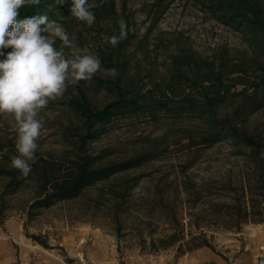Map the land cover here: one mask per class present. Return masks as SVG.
<instances>
[{
	"label": "rangeland",
	"instance_id": "374dc122",
	"mask_svg": "<svg viewBox=\"0 0 264 264\" xmlns=\"http://www.w3.org/2000/svg\"><path fill=\"white\" fill-rule=\"evenodd\" d=\"M115 2L121 16L126 15L130 20L128 77H135L142 89L151 86L149 75L154 80L167 82L170 57L179 49L197 51L202 57L217 55L222 50L234 61L249 49L246 35L215 20L198 0ZM62 27L73 43L87 47L98 57L110 45L109 23L103 22L81 34L78 32L82 29L77 26ZM9 51L10 48L5 50ZM98 78H106L103 71L84 81L83 87L92 103L102 106L112 100L113 95L98 86ZM75 91V85H69L59 99ZM234 101L232 99L221 111H229ZM40 116L44 120L37 141L40 153L56 155L63 148L61 129L70 120L75 122V118L48 107ZM243 127L262 143L258 164L249 156L248 148L231 140L197 146L189 151L174 144L173 140L183 129L201 128L195 118L159 113L155 118L140 114L112 120L106 132L90 144L93 150L111 149L108 160L131 155L153 138L166 135L165 143H169L165 148V144L162 146L164 152L160 158L125 173L142 176L129 193L126 210L115 216L116 200L104 195L97 201L98 193L92 188L77 198L57 202L26 221L23 207L29 203L31 191L23 188L9 200L10 208L2 214L0 264H49L52 260L75 264V255L80 249L89 261L87 253L92 242L89 229L98 230L111 240L120 264H154L155 257L174 250L178 252L180 244L155 253L149 251L153 248L151 237H162L173 230L183 231V241L190 236L203 239L226 255L232 254L231 260L238 254L250 253L264 237V222L247 221L232 226L224 220L226 215L221 204L241 198L242 189L249 185L259 186L260 181L264 185V108L250 114ZM0 138L16 141L17 133L10 118L0 116ZM118 177L98 182L96 186L114 184L119 189ZM2 183L0 180V191ZM24 221L27 222L25 229ZM26 233L40 235L49 247H43ZM259 253L258 259L264 256L263 246ZM257 258H253L256 264Z\"/></svg>",
	"mask_w": 264,
	"mask_h": 264
},
{
	"label": "trees",
	"instance_id": "16d2710c",
	"mask_svg": "<svg viewBox=\"0 0 264 264\" xmlns=\"http://www.w3.org/2000/svg\"><path fill=\"white\" fill-rule=\"evenodd\" d=\"M198 1L215 20L246 35L248 51L234 61L227 58L222 50L217 55L202 57L197 51L179 49L170 57L167 82L154 80L149 75L151 86L146 89L138 86L135 77H128L132 38L130 20L118 12L115 0H89V4L97 5L91 9L96 17L91 27L72 16L71 0H64L63 4L62 0H40L37 5H25L18 10V20L47 15L66 28H81L79 34L104 22L111 25L108 40L114 35L119 36L122 30L126 31L127 37L116 46L110 44L99 54L103 69L115 68L119 73L115 78L96 79L100 88L113 95L112 100L102 106L94 105L82 80L75 85L76 91L69 97L49 102L48 108L75 118V122L70 120L61 129L63 148L59 153L44 155L38 148L35 160L30 162L31 173L22 177L19 170L11 167V156L17 154L16 141L0 138V180L3 181L0 222L2 214L10 208L9 200L23 188L31 191L30 201L23 207L26 221L43 209L84 195L85 190L92 188L98 193L97 201L104 195L116 200L115 216L123 213L128 207L130 191L142 178L141 175L125 173L160 158L164 152L162 146L169 145L165 143L166 135L153 138L137 152L115 160H108L112 151L107 147L93 150L90 144L106 132L109 122L125 115L146 114L155 118L157 114L164 113L195 118L200 121L201 128L183 129L182 134L173 140L174 144L189 151L197 146L206 147L231 140L248 148L253 162L259 163L262 143L243 127V123L250 114L264 108V0ZM232 99L235 101L230 110L221 111ZM115 176H119V189L114 184L96 186L98 182L110 181ZM241 195V198L221 204L226 215L224 220L232 226L247 221L264 222L262 181L259 186L245 187ZM26 221L23 222L24 229ZM26 236L43 247H49L40 235L26 233ZM183 238L182 230H173L158 238L151 237L153 248L149 251L155 253L181 244Z\"/></svg>",
	"mask_w": 264,
	"mask_h": 264
},
{
	"label": "clouds",
	"instance_id": "9594fccd",
	"mask_svg": "<svg viewBox=\"0 0 264 264\" xmlns=\"http://www.w3.org/2000/svg\"><path fill=\"white\" fill-rule=\"evenodd\" d=\"M39 3L0 0V116L10 118L17 133V154L11 156V167L22 177L32 171L30 162L35 160L44 127L40 113L49 102L62 98L69 85L89 81L97 72L113 78L119 74L115 68L102 70L99 57L73 43L66 30L47 15L17 19L21 7ZM71 3L72 16L91 27L96 20L91 9L97 5L89 0ZM126 37L122 30L119 36L110 37L109 43L116 46ZM9 48L11 51L5 52Z\"/></svg>",
	"mask_w": 264,
	"mask_h": 264
},
{
	"label": "crops",
	"instance_id": "0c3cea01",
	"mask_svg": "<svg viewBox=\"0 0 264 264\" xmlns=\"http://www.w3.org/2000/svg\"><path fill=\"white\" fill-rule=\"evenodd\" d=\"M89 230L92 234V242L87 253L90 264H120L116 258L115 249L112 248L111 240L98 230ZM262 246L264 247V237L259 239L250 253L238 254L231 260L232 254L226 255L216 247L207 245L203 239L190 236L178 246V252L174 250L163 253L154 258V264H256L253 258H257ZM49 264L61 263L58 260H52Z\"/></svg>",
	"mask_w": 264,
	"mask_h": 264
},
{
	"label": "built area",
	"instance_id": "2783aa9c",
	"mask_svg": "<svg viewBox=\"0 0 264 264\" xmlns=\"http://www.w3.org/2000/svg\"><path fill=\"white\" fill-rule=\"evenodd\" d=\"M76 263L75 264H90L89 261L87 260L86 256H85V252L83 251V249H80L76 255Z\"/></svg>",
	"mask_w": 264,
	"mask_h": 264
},
{
	"label": "water",
	"instance_id": "95a60500",
	"mask_svg": "<svg viewBox=\"0 0 264 264\" xmlns=\"http://www.w3.org/2000/svg\"><path fill=\"white\" fill-rule=\"evenodd\" d=\"M257 264H264V256L259 258L258 263Z\"/></svg>",
	"mask_w": 264,
	"mask_h": 264
},
{
	"label": "bare ground",
	"instance_id": "6f19581e",
	"mask_svg": "<svg viewBox=\"0 0 264 264\" xmlns=\"http://www.w3.org/2000/svg\"><path fill=\"white\" fill-rule=\"evenodd\" d=\"M31 247H32V245H31Z\"/></svg>",
	"mask_w": 264,
	"mask_h": 264
}]
</instances>
